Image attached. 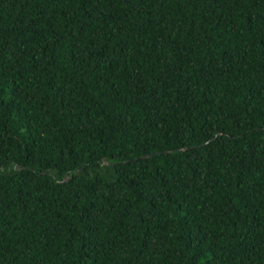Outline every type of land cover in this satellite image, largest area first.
I'll use <instances>...</instances> for the list:
<instances>
[{
  "label": "trees",
  "instance_id": "trees-1",
  "mask_svg": "<svg viewBox=\"0 0 264 264\" xmlns=\"http://www.w3.org/2000/svg\"><path fill=\"white\" fill-rule=\"evenodd\" d=\"M0 264H264V0H0Z\"/></svg>",
  "mask_w": 264,
  "mask_h": 264
}]
</instances>
